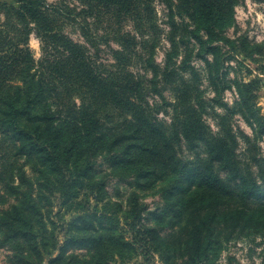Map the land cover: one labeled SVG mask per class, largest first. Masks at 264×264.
Here are the masks:
<instances>
[{"label":"rangeland","instance_id":"rangeland-1","mask_svg":"<svg viewBox=\"0 0 264 264\" xmlns=\"http://www.w3.org/2000/svg\"><path fill=\"white\" fill-rule=\"evenodd\" d=\"M47 1L65 13L79 12L76 0ZM154 8L157 23L164 28L159 0ZM65 32L83 42L77 27L67 26ZM225 37L228 41L213 45L218 49L217 62L213 64L215 56L207 55L213 77L218 78V93L206 81L204 64L191 63L204 75L197 90L203 108L184 111L181 120L186 133L197 131L202 140L195 151L185 140L180 145L173 141L170 91L161 92L162 100L148 97L149 104L160 107L145 118L117 109L98 113L100 126L91 130L90 139L74 157L57 156L49 143L48 148L43 145L36 136L38 120L24 123L28 127L23 133L31 142L20 152L16 138L0 128V264H183L185 256L178 250L184 244L175 243V235L187 226L194 210L220 198L218 189L214 198L209 197L205 165L210 154H222L215 148L220 130L216 116L223 117L226 128L236 135L238 157L248 148L243 141L248 138L256 144L254 156L264 159V0H239ZM100 46L105 51L101 60L108 59V50ZM22 48L37 68L43 56L35 32ZM165 48L162 43L154 50L160 67ZM10 76L14 75L6 78ZM59 127L67 133L68 128ZM41 145L42 153L33 151ZM62 148L58 145L57 151ZM87 159L95 163L83 171ZM134 196L144 207L137 228H157L155 241L133 240ZM215 249V264H264V233L228 239Z\"/></svg>","mask_w":264,"mask_h":264},{"label":"trees","instance_id":"trees-1","mask_svg":"<svg viewBox=\"0 0 264 264\" xmlns=\"http://www.w3.org/2000/svg\"><path fill=\"white\" fill-rule=\"evenodd\" d=\"M9 1L12 5L0 0V128L16 138L18 152L31 142L23 130L31 120H38L36 136L43 145L48 148L49 143L57 156L74 157L90 139L91 130L100 126L98 113L117 109L145 118L160 107L149 104L148 97L162 100L163 91L173 95L169 124L173 141L180 145L185 140L190 151L198 148L202 140L197 131L186 133L181 120L184 111L203 108L197 90L204 75L191 63L204 64L206 81L218 93V78L213 77L207 55L215 56L213 64L217 62L218 49L213 45L228 41L225 31L239 0H159L166 18L164 28L157 23L155 0H76L77 13L76 9L65 13L47 0ZM67 26L77 27L83 42L74 41L65 32ZM31 32L41 43L43 57L37 68L22 48ZM162 43L166 48L160 67L154 50ZM100 45L108 50L104 61ZM8 75L14 76L8 80ZM216 119L220 130L215 148L222 154H210L205 165L211 183L209 197L214 198L218 189L220 198L194 210L187 226L175 235V243L184 244L178 250L185 256L183 264H215L216 245L264 233V159L254 156L256 144L248 138H243L248 148L238 157L236 135L226 128L223 117ZM61 125L68 128L67 133L61 132ZM60 144L61 152L57 151ZM85 162L83 171L95 163ZM143 211L134 196L130 227L136 243L158 237L157 228H137Z\"/></svg>","mask_w":264,"mask_h":264}]
</instances>
